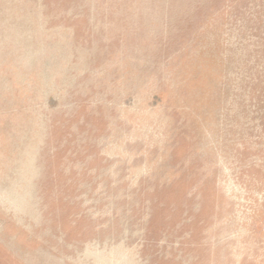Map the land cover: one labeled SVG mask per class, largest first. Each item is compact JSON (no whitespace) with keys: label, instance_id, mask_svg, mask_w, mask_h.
I'll return each mask as SVG.
<instances>
[{"label":"rangeland","instance_id":"obj_1","mask_svg":"<svg viewBox=\"0 0 264 264\" xmlns=\"http://www.w3.org/2000/svg\"><path fill=\"white\" fill-rule=\"evenodd\" d=\"M0 264H264V0H0Z\"/></svg>","mask_w":264,"mask_h":264}]
</instances>
